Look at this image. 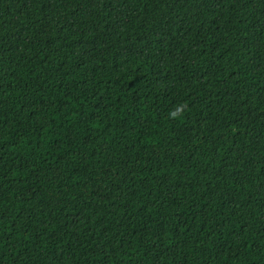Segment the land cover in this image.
<instances>
[{"label": "trees", "instance_id": "trees-1", "mask_svg": "<svg viewBox=\"0 0 264 264\" xmlns=\"http://www.w3.org/2000/svg\"><path fill=\"white\" fill-rule=\"evenodd\" d=\"M0 264H264V0H0Z\"/></svg>", "mask_w": 264, "mask_h": 264}]
</instances>
